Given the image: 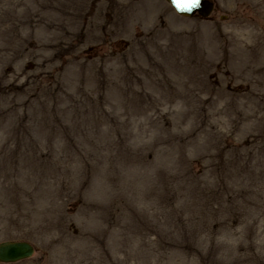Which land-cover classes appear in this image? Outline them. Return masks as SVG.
I'll return each mask as SVG.
<instances>
[{
    "label": "rangeland",
    "instance_id": "rangeland-1",
    "mask_svg": "<svg viewBox=\"0 0 264 264\" xmlns=\"http://www.w3.org/2000/svg\"><path fill=\"white\" fill-rule=\"evenodd\" d=\"M0 0V264H264V0Z\"/></svg>",
    "mask_w": 264,
    "mask_h": 264
},
{
    "label": "water",
    "instance_id": "water-1",
    "mask_svg": "<svg viewBox=\"0 0 264 264\" xmlns=\"http://www.w3.org/2000/svg\"><path fill=\"white\" fill-rule=\"evenodd\" d=\"M178 13L190 16L198 12L202 16H208L213 9V2L210 0H167ZM33 247L25 241H4L0 242V261L12 262L31 255Z\"/></svg>",
    "mask_w": 264,
    "mask_h": 264
},
{
    "label": "snow or ice",
    "instance_id": "snow-or-ice-1",
    "mask_svg": "<svg viewBox=\"0 0 264 264\" xmlns=\"http://www.w3.org/2000/svg\"><path fill=\"white\" fill-rule=\"evenodd\" d=\"M192 2H193V3H195V2H196V0H192Z\"/></svg>",
    "mask_w": 264,
    "mask_h": 264
}]
</instances>
